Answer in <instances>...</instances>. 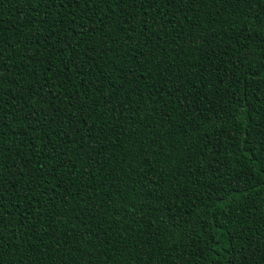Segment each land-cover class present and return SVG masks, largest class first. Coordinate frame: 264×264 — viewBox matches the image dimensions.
<instances>
[{"label":"trees","instance_id":"16d2710c","mask_svg":"<svg viewBox=\"0 0 264 264\" xmlns=\"http://www.w3.org/2000/svg\"><path fill=\"white\" fill-rule=\"evenodd\" d=\"M0 264H264V0H0Z\"/></svg>","mask_w":264,"mask_h":264}]
</instances>
